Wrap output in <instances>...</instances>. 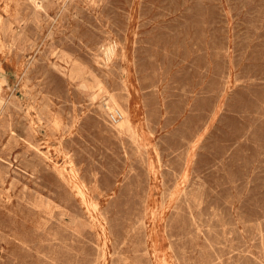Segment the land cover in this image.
<instances>
[{
  "label": "rangeland",
  "instance_id": "obj_1",
  "mask_svg": "<svg viewBox=\"0 0 264 264\" xmlns=\"http://www.w3.org/2000/svg\"><path fill=\"white\" fill-rule=\"evenodd\" d=\"M0 108V264H264V0H0Z\"/></svg>",
  "mask_w": 264,
  "mask_h": 264
},
{
  "label": "bare ground",
  "instance_id": "obj_2",
  "mask_svg": "<svg viewBox=\"0 0 264 264\" xmlns=\"http://www.w3.org/2000/svg\"><path fill=\"white\" fill-rule=\"evenodd\" d=\"M109 1V0H108ZM81 2V1H80ZM21 3V2H20ZM24 3V2H23ZM25 5V4H24ZM78 6V5H77ZM98 6V5H97ZM106 6V5H105ZM77 9H79V8H77ZM35 11V10H34ZM79 11H80V9H79ZM104 12V11H103ZM112 12V11H111ZM45 13V12H44ZM88 15H90V14H88ZM108 15V14H107ZM77 17V16H76ZM67 19V18H66ZM74 19V18H73ZM87 20V19H86ZM71 21V20H70ZM91 21V20H90ZM94 21V20H93ZM91 24V23H90ZM14 26V25H13ZM30 26V25H29ZM33 27V26H32ZM47 27V26H46ZM106 27V26H105ZM32 29V28H31ZM34 29V28H33ZM50 29V28H49ZM33 31V30H32ZM61 32V31H60ZM111 32V31H110ZM33 34V33H32ZM50 34V33H49ZM37 35V34H36ZM42 35V34H41ZM40 38V37H39ZM118 38V37H117ZM73 41V40H72ZM106 42V41H105ZM73 43V42H72ZM96 43V42H95ZM79 45V44H78ZM86 45V44H85ZM101 45V44H100ZM107 46V45H106ZM110 47V46H109ZM30 48V47H29ZM103 48V47H102ZM110 49V48H109ZM114 49V48H113ZM63 50V49H62ZM33 53V52H32ZM123 53V52H122ZM46 55V54H45ZM44 55V56H45ZM109 55V54H108ZM95 56V55H94ZM112 57V56H111ZM92 58V57H91ZM42 61V60H41ZM109 63V62H108ZM114 63V62H113ZM86 64V63H85ZM99 66V65H98ZM38 67V66H37ZM36 67V68H37ZM85 67V66H84ZM106 67V66H105ZM114 67V66H113ZM117 67V66H116ZM35 69V68H34ZM83 69V68H82ZM99 69V68H98ZM110 69V68H109ZM93 70V69H92ZM118 70V69H117ZM102 71V70H101ZM47 72V71H46ZM96 72V71H95ZM115 72V71H114ZM26 76V75H25ZM106 79V78H105ZM108 79V78H107ZM92 80V79H91ZM104 81V80H103ZM88 87V86H87ZM42 90V89H41ZM26 94V93H25ZM101 101V100H100ZM13 102V101H12ZM9 104V103H8ZM91 104V103H90ZM114 104H115V101H114V99L112 98V97H105V106H106V108H108V109H111V110H113V112L114 111H118L119 112V114H120V118L116 121V122H118L119 120H120V127H122V126H127V127H130V119H129V117L125 114V115H123L119 110H114ZM1 109V108H0ZM96 110H98V109H96ZM7 111V110H6ZM96 112V111H95ZM130 113V112H129ZM51 115V114H50ZM106 117V116H105ZM24 118V117H23ZM46 118V117H45ZM122 118V119H121ZM31 119V118H30ZM22 120V119H21ZM16 121V120H15ZM132 121V120H131ZM133 124V123H132ZM117 126V125H116ZM133 126H131V128H132ZM13 128V127H12ZM127 129V128H126ZM134 129V128H133ZM132 129V130H133ZM128 130V129H127ZM131 130V131H132ZM2 132V131H1ZM122 139V138H121ZM15 141V140H14ZM66 146V145H65ZM154 148V147H153ZM10 156V155H9ZM25 156V155H24ZM20 161V160H19ZM28 163V162H27ZM37 163V162H36ZM22 164V163H21ZM12 165V164H11ZM31 166V165H30ZM37 166V165H36ZM32 168V167H31ZM19 173V172H18ZM155 174V173H154ZM14 175V174H13ZM24 190V189H23ZM201 193V192H200ZM198 195V194H197ZM24 196V195H23ZM192 198V197H191ZM197 199V198H196ZM198 202V201H197ZM105 243V242H104ZM108 253V252H107Z\"/></svg>",
  "mask_w": 264,
  "mask_h": 264
},
{
  "label": "built area",
  "instance_id": "obj_3",
  "mask_svg": "<svg viewBox=\"0 0 264 264\" xmlns=\"http://www.w3.org/2000/svg\"><path fill=\"white\" fill-rule=\"evenodd\" d=\"M120 118V114L118 111H114L111 113V120L116 122Z\"/></svg>",
  "mask_w": 264,
  "mask_h": 264
}]
</instances>
